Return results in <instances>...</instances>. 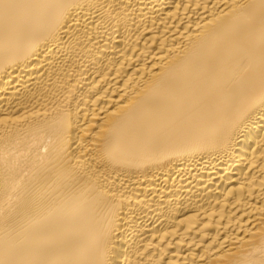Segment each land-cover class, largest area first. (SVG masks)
<instances>
[{
	"label": "bare ground",
	"instance_id": "6f19581e",
	"mask_svg": "<svg viewBox=\"0 0 264 264\" xmlns=\"http://www.w3.org/2000/svg\"><path fill=\"white\" fill-rule=\"evenodd\" d=\"M0 264H264V0H0Z\"/></svg>",
	"mask_w": 264,
	"mask_h": 264
}]
</instances>
